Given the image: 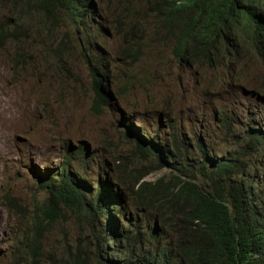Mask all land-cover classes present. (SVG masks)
<instances>
[{"label":"rangeland","instance_id":"374dc122","mask_svg":"<svg viewBox=\"0 0 264 264\" xmlns=\"http://www.w3.org/2000/svg\"><path fill=\"white\" fill-rule=\"evenodd\" d=\"M11 20L10 9L0 3V21ZM52 33L51 40L62 39L63 52L58 56L48 48L54 43L40 38L22 39L19 44L7 42L0 49V264L22 262L23 253L16 248L29 229L30 208L45 200L36 174L57 172L58 162L65 157H69L71 167L84 173L92 188L101 179L120 198L121 207L116 206L115 213L104 211L102 219L115 222L116 237L129 232L132 244L142 236L137 232L147 228V221L152 225V214L135 206L126 193L136 175L134 168L140 167L131 156L132 137L126 136V130L145 133L147 141L157 135L156 145L172 141L173 131L178 140L185 136L181 143L188 144L185 150L190 156L196 155L193 141L197 138H202L211 152L222 154L242 145L249 136L264 133V71L257 60L237 68L238 76L225 78L217 90L209 91V72L177 69L168 49L162 51L160 59H154L151 55L157 49L146 47L144 51L150 56L133 63L122 55V35L111 32L98 42L101 51L90 50V58H100V70L105 66L112 76L110 90L116 98L96 114L88 100L91 80L84 60L74 50L75 43L68 40V26L63 22L53 27ZM124 38L130 42L133 34L126 33ZM15 53L23 54V62L14 60ZM163 108L170 116L161 125L156 114ZM222 122L232 125L230 132L221 127ZM82 148L88 151L86 157ZM142 166V171L147 169ZM164 174L167 171L161 170L146 181L153 183ZM17 205L27 210L24 219ZM99 234L104 235L103 229ZM86 236L90 237L89 233L81 232L65 212V218L43 236L42 257L36 264H56L67 251L85 247ZM174 239L172 231L166 229L158 242L169 248ZM146 245L152 251L156 247L155 242ZM126 246L110 242L108 247L113 248L116 258H123ZM148 253L147 248L134 252L140 257Z\"/></svg>","mask_w":264,"mask_h":264},{"label":"trees","instance_id":"16d2710c","mask_svg":"<svg viewBox=\"0 0 264 264\" xmlns=\"http://www.w3.org/2000/svg\"><path fill=\"white\" fill-rule=\"evenodd\" d=\"M84 2L1 0L8 5L12 20L0 23V49L7 42L19 44L22 39L38 36L43 41L50 40V45L54 43L52 52L58 56L62 39L51 40L53 27L72 22L77 28L74 36L79 35L80 53L85 57L86 44L98 37L86 34ZM142 49L143 45L134 42L126 52L140 54ZM23 59L22 53H15V61L23 62ZM108 95L93 102L91 109L96 114L101 113ZM231 126L228 122L221 123L227 132ZM171 134L172 141L168 144L156 145L157 135L148 137L147 141L126 130V136L132 137L131 156L140 166L134 168L136 175L126 193L135 201V206L152 214V225L147 221V228L137 232L142 236L135 243H130L129 232L116 237L115 222L102 219L104 211L110 213L102 200L112 203V206L108 204L112 209L121 207L120 198L110 191L107 183L100 179L94 189L89 181L74 174L54 172L43 176L37 173V185L45 193V200L41 204L36 201L30 208L29 221H26L29 229L16 248L23 253V260L17 264H36L41 259L43 236L65 218V212L90 237L86 236L85 247L67 251L56 264H264V151L258 146L264 144V133L249 136L242 145L222 154L211 152L204 140L197 138L193 141L195 156L185 150L188 144L181 143L185 136L178 140L173 131ZM142 165L147 169L142 171ZM161 170L167 174L153 183L146 181L148 176ZM17 207L24 219L27 210ZM119 215L125 219L121 211ZM99 228L104 231L101 237ZM166 229L175 237L169 248L161 247L158 242ZM146 241L156 243L153 251ZM110 242L127 245L126 255L123 258L112 255ZM139 248H147L148 255L135 256Z\"/></svg>","mask_w":264,"mask_h":264},{"label":"clouds","instance_id":"9594fccd","mask_svg":"<svg viewBox=\"0 0 264 264\" xmlns=\"http://www.w3.org/2000/svg\"><path fill=\"white\" fill-rule=\"evenodd\" d=\"M84 3L86 34L89 37L96 35L98 38L86 44L85 57L80 53L79 35L74 36L77 28L72 22L71 25L67 24L70 32L68 40L75 43L74 50L86 65L91 80V97H87L91 106L110 93L101 110L115 103L116 98L114 99L110 90L112 76L105 66L100 70L101 60L99 57L90 58V50L101 51L98 42L107 38L111 32L116 36L122 35L125 44L122 55L124 58L128 56L133 63L139 62L146 55L150 56L144 51L146 47L157 49L151 55L154 59H160L162 51L168 49L172 65L177 69L195 68L209 72V91L217 90L219 84L225 82V78L233 80L238 76L237 68H242L253 60H257L264 71V0H85ZM3 5L8 7L5 3ZM126 33L133 34L130 42L124 38ZM150 37L153 38L149 39ZM134 42L143 45L140 54L135 51L126 52V48ZM55 46L48 47L49 51L52 52ZM62 52L63 47L60 54ZM132 58L138 61L135 62ZM162 111L156 114L161 125L165 124H162L165 119L163 117L170 116L167 109L163 108ZM128 130L135 136L145 138V133L137 135L132 129ZM258 146L264 151V144ZM82 150L86 157L87 149ZM56 173L74 174L81 180L88 181L80 169L70 166L69 157L58 162ZM102 202L106 206L112 204ZM108 211L115 213L113 209Z\"/></svg>","mask_w":264,"mask_h":264},{"label":"bare ground","instance_id":"6f19581e","mask_svg":"<svg viewBox=\"0 0 264 264\" xmlns=\"http://www.w3.org/2000/svg\"><path fill=\"white\" fill-rule=\"evenodd\" d=\"M5 111V110H4ZM1 113V112H0ZM4 113V112H3ZM13 114V113H12ZM0 116H1V114H0ZM3 120V119H2Z\"/></svg>","mask_w":264,"mask_h":264}]
</instances>
